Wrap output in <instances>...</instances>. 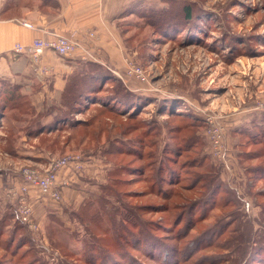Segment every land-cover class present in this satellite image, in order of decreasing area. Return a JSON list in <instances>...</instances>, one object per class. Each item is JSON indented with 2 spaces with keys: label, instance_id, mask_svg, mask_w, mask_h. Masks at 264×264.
<instances>
[{
  "label": "rangeland",
  "instance_id": "1",
  "mask_svg": "<svg viewBox=\"0 0 264 264\" xmlns=\"http://www.w3.org/2000/svg\"><path fill=\"white\" fill-rule=\"evenodd\" d=\"M35 3L0 0V16L18 18ZM131 3L117 25L125 56L143 77L126 79L119 71L123 82L110 71L138 97L130 110L118 115L97 102L69 111L61 98L38 103L25 84L18 86L27 109L10 110L16 84L0 80L9 84H0V106L7 104L6 119L0 118V261L107 264L113 254L105 247H117V259L124 257L119 263L161 264L150 255L151 245L159 250L153 240L161 238L168 243L162 245L166 264L190 253L185 264H264V173L257 172L264 170V0ZM105 89L112 92L116 82ZM58 110L66 115L59 124ZM96 113L85 138L71 128L70 121ZM208 119L220 129L222 157ZM58 127L63 130L48 136L46 130ZM107 141L121 147L110 154ZM64 157L81 161L79 173L69 172L78 175L73 187L81 198L65 207L61 194L44 213L34 211L32 201L30 228L4 192L23 170ZM142 224L150 230L143 232Z\"/></svg>",
  "mask_w": 264,
  "mask_h": 264
},
{
  "label": "crops",
  "instance_id": "2",
  "mask_svg": "<svg viewBox=\"0 0 264 264\" xmlns=\"http://www.w3.org/2000/svg\"><path fill=\"white\" fill-rule=\"evenodd\" d=\"M35 1L31 9H22L18 18L6 16V13L0 16V80L20 86L28 85L29 91H36V95H33L38 103H57L66 78L78 68L77 60L63 59L54 52L46 51L35 65L28 55L11 52L17 43L28 45L34 39L51 38L52 34L66 37L73 35L89 52H99L94 63L115 74L124 70L127 50L117 22L119 17L127 13L132 0H51L55 4L45 6L39 0ZM24 24L31 25V28ZM42 67L48 70L47 75L40 73ZM53 133L51 130L47 132L48 136ZM77 176L68 170L59 173L60 180L68 181V185L61 189L65 207L75 204L81 198L73 187V184H78ZM19 181L20 177L14 185ZM30 196L34 211L44 213L55 204L42 198L34 188L30 189Z\"/></svg>",
  "mask_w": 264,
  "mask_h": 264
},
{
  "label": "trees",
  "instance_id": "3",
  "mask_svg": "<svg viewBox=\"0 0 264 264\" xmlns=\"http://www.w3.org/2000/svg\"><path fill=\"white\" fill-rule=\"evenodd\" d=\"M40 3L45 5H54V3H52L51 0H39ZM49 2V3H48ZM183 12H184V17L186 19L190 18V9L188 7H184L183 8ZM166 17V16H163ZM162 35H166L168 34L167 31H165L164 29H162ZM79 63L78 68L75 69V71H73V73L71 75H69L66 78V82H65V86L64 89L61 93V105L62 107L68 109L69 111L72 109H77V108H81L83 106V104L85 103H97L99 102V104H101L104 108L105 111H109L111 113H116L118 115H120V112H123L126 109L132 108L135 104L136 101H138V97H135V95L129 90L127 89L125 86H123L121 84V82L117 79L114 78V76L110 73L109 70H107L105 67L101 66L100 64L94 63L92 61L89 62H80L77 61ZM108 82H116V89L113 90L112 92H108L107 89H105L108 93H104V88H105V84ZM0 84L2 86H9L8 83H5L3 81H0ZM14 88V91L11 92V94H9V98L7 100V102H9L10 106V110L14 109V110H22L24 108V110H26L27 106H21L22 104L24 105L25 103V99L24 96L21 95L20 90L21 88L18 85H13L12 86ZM1 96V94H0ZM6 102V103H7ZM5 110H7V104H5L4 106H0V118L6 119V115H5ZM65 114L63 112H61V110H58L57 115L54 118V122L55 123H62L63 121H65ZM98 116L97 113L95 115H93V117H91L90 120L88 121H83V122H77V121H70V126L71 128H75L77 133H81V135L83 136V138H85L86 132H89V129L92 128V120ZM41 118V117H40ZM10 122L12 121H16V119H14L13 117H11V119H9ZM39 119L36 120V122L39 123ZM39 126H43V125H39ZM100 130L101 127H99ZM28 130V129H27ZM26 130V131H27ZM63 130V127H58L56 129H51V131H54L55 133L61 132ZM12 131H14V126L9 128V132L8 134H12ZM31 131V130H30ZM48 131V130H46ZM41 132H43V130H38L35 131L33 134H35V136L40 135ZM31 133V132H30ZM32 134V135H33ZM76 134V133H74ZM95 136V137H99ZM57 137V136H55ZM82 140H80L81 142ZM56 142H58V140L56 138H54V141H52L51 143V148L53 149ZM106 143H108L109 148L110 149V154L114 153V150L117 148H120L121 146L115 143H111V141H107ZM58 144H56L57 146ZM136 150V149H133ZM261 171L264 173L263 169H258L257 172L261 173ZM170 179V177H168ZM161 181V180H160ZM109 184V183H108ZM110 186V184H109ZM213 185H209V189L212 187ZM162 188V187H161ZM165 190V189H162ZM92 203L86 204L83 208V211H85V215L90 214L91 210H92ZM105 205V204H104ZM94 212H97V210H94ZM9 218H12V216H9ZM19 224V223H18ZM17 226H20L18 225ZM21 227V226H20ZM17 230H19V228H17ZM150 230V226H147L146 224H142V231H148ZM131 233H133V235H137L135 231H131ZM131 238V237H130ZM160 239V240H159ZM154 240H156L154 242ZM153 243H159V250L156 251L154 250L151 245V256L156 258V260H158L161 264H166L167 262H169V255L164 256V253L166 252L167 249L163 248L162 249V245H167L168 243L165 242V240L161 239V238H157L154 239ZM139 242V244L142 243V241H137ZM201 243V242H200ZM202 244V243H201ZM122 247H125V243L122 242L121 244ZM204 246V245H203ZM207 246V245H206ZM205 246V247H206ZM106 251H109L108 254H113V258L110 259H105V263L110 264V262H118V264H122L119 262H123L124 257L119 255V257L123 258L122 260L118 258V254L116 252H118L117 247L113 248V249H108V247H105ZM110 250H113L112 252H110ZM116 251V252H115ZM185 251V250H184ZM114 252V253H113ZM175 252V250L173 251V253ZM176 253H179L178 251ZM168 254V253H167ZM193 255V253H190V255L186 254V257H184L183 259L177 261L175 264H185ZM157 256V257H155ZM174 257V255H173ZM132 258V257H131ZM176 258V257H174ZM112 260V261H110ZM153 260V259H152ZM169 260V261H168ZM0 264H9L8 260H2L0 261Z\"/></svg>",
  "mask_w": 264,
  "mask_h": 264
},
{
  "label": "built area",
  "instance_id": "4",
  "mask_svg": "<svg viewBox=\"0 0 264 264\" xmlns=\"http://www.w3.org/2000/svg\"><path fill=\"white\" fill-rule=\"evenodd\" d=\"M31 28V25L24 24ZM90 36H93L90 33ZM51 51L63 59L77 60L80 62H96L98 51L91 53L79 43L74 36L66 37L60 34H52L48 39H34L28 45L15 44L11 50L14 54L28 55L35 65L39 62L41 56L46 52ZM75 60V61H76ZM40 73L47 75L48 70L44 67L40 68ZM119 78L124 82L123 76L129 78L142 79L143 71L139 66L134 65L125 57V68L123 76ZM260 108H264V102L260 103ZM209 133L211 134L212 142L219 157H222L224 152L221 145V132L212 119H208ZM82 169L81 161L77 157H64L60 160L50 161L45 168H30L23 170L20 175L18 184L9 186L5 190V196L8 197L16 206L18 218L21 222L34 228V220L32 217V203L30 189L34 188L39 191L40 196L46 197L51 201L59 202L61 199V189L68 185V181L60 180L59 173L64 170L79 173Z\"/></svg>",
  "mask_w": 264,
  "mask_h": 264
}]
</instances>
